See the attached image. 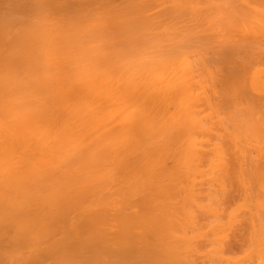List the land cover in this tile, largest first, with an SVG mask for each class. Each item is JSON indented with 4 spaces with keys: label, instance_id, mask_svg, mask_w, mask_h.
Listing matches in <instances>:
<instances>
[{
    "label": "bare ground",
    "instance_id": "obj_1",
    "mask_svg": "<svg viewBox=\"0 0 264 264\" xmlns=\"http://www.w3.org/2000/svg\"><path fill=\"white\" fill-rule=\"evenodd\" d=\"M0 264H264V0H0Z\"/></svg>",
    "mask_w": 264,
    "mask_h": 264
},
{
    "label": "rangeland",
    "instance_id": "obj_2",
    "mask_svg": "<svg viewBox=\"0 0 264 264\" xmlns=\"http://www.w3.org/2000/svg\"><path fill=\"white\" fill-rule=\"evenodd\" d=\"M21 1V3H23L25 0H23V2H22V0H20ZM62 1V0H61ZM64 1H66V0H64ZM71 1V0H70ZM73 1V0H72ZM75 1V0H74ZM120 0H118V2H119ZM11 2V1H10ZM9 2V4L11 5V3ZM116 2V1H115ZM18 3H20V2H18ZM12 4H14V3H12ZM4 5H6V4H4ZM13 6V5H12ZM12 6H9L10 8L12 7ZM4 6H2V9H4L5 10V8L7 7L8 8V5L7 6H5V8H3ZM6 8V10L5 11H8V9ZM13 8V7H12ZM11 8V9H12ZM10 11V10H9Z\"/></svg>",
    "mask_w": 264,
    "mask_h": 264
}]
</instances>
